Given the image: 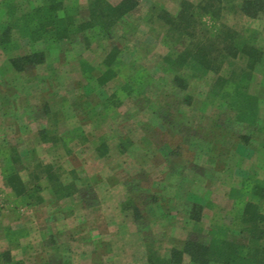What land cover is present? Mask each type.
I'll return each mask as SVG.
<instances>
[{
    "label": "rangeland",
    "instance_id": "obj_1",
    "mask_svg": "<svg viewBox=\"0 0 264 264\" xmlns=\"http://www.w3.org/2000/svg\"><path fill=\"white\" fill-rule=\"evenodd\" d=\"M138 1L111 39L88 32L60 45L33 46L21 39L18 52L0 49V253H11L15 261L145 264L149 247L169 258L189 238L208 243L215 225L229 228L230 240L240 238L239 205L230 192L252 176L264 178V132L238 122L227 99L210 95L216 75L194 78L165 63L184 44H176L158 15L163 10L177 15L182 0ZM242 1L226 2L220 19L200 21L210 32L232 27L264 49V17L244 16ZM89 2L78 0L85 17ZM7 3L22 13L42 0H0V25L8 20ZM114 47L121 65L103 87L95 79ZM36 49L46 51L45 64L22 73L12 67L11 57ZM82 60L95 68L94 79L83 74ZM245 64L240 59L224 66L228 89L239 82ZM176 75L189 80L187 91L174 84ZM244 87L261 99L264 125V72ZM45 128L61 136L76 130L77 138L67 142L71 152L64 142H42L39 132ZM125 138L131 145L123 154L118 147ZM102 140L109 147L106 157L97 152ZM8 147L19 149L18 167L28 185L36 182L37 164L53 163L68 176L75 171L79 192L56 200L43 181V204L24 205L3 178ZM195 204L203 207L198 225L190 218ZM135 208L142 219H136ZM0 264L12 263L0 256Z\"/></svg>",
    "mask_w": 264,
    "mask_h": 264
},
{
    "label": "trees",
    "instance_id": "obj_2",
    "mask_svg": "<svg viewBox=\"0 0 264 264\" xmlns=\"http://www.w3.org/2000/svg\"><path fill=\"white\" fill-rule=\"evenodd\" d=\"M230 1L232 0H202L196 5L189 0H182L177 15L161 11L158 18L167 26L170 37L176 44H184L182 50L174 49L168 53L164 61L172 69L190 72L194 78L216 75L210 95L227 99L238 122L264 132L261 99L248 93L244 87V82L250 80L256 72H264V49L254 39L242 35L232 27L222 26L217 31L210 32L200 21L205 16L220 19L225 3ZM4 6L7 8L8 20L0 25V49L11 54L21 49V39L28 40L33 46L40 43L47 46L60 45L88 32L111 39L112 31L138 8L139 1L120 0L114 5L108 0H90L86 17L78 6V0H42L38 6L22 13L15 4L7 3ZM240 12L250 19L263 18L264 0H243ZM119 52L118 47H114L105 57L102 73L95 79L100 86L104 87L116 78L117 68L122 61L119 59ZM240 59L245 61V69L239 82L233 80L232 88L228 89L230 81L221 76V73L227 63ZM46 61L47 53L41 49L10 58L12 67L20 73L43 65ZM80 65L88 79L95 78L93 66L86 60H82ZM174 84L184 91L190 87L189 80L181 75L175 76ZM125 90L130 92L132 87L125 86ZM115 98L116 94L106 103H112ZM74 132L61 136L54 129L45 128L39 132V138L42 142L53 145L64 142L66 152L70 153L67 142L77 138L78 133ZM129 145L131 141L125 138L118 148L124 154ZM97 152L101 157L108 155L109 147L105 140H102ZM2 158L3 178L24 205L38 206L44 202V179L56 200L72 197L79 192V178L75 172H72V182L66 184L63 181V168L53 163H39L35 168L36 182L28 185L18 167L22 161L19 149L5 148ZM230 197L239 205L236 220L240 238L237 241L230 240L229 228L215 225L209 231L208 243L198 238H189L181 248H173L169 258L149 247L145 264H264V178H248L240 188L231 190ZM124 209L128 210V207L124 206ZM202 213L201 205H193L190 218L196 225L201 222ZM135 217L137 220L142 219L138 208H135ZM0 256L7 263L25 264L23 261L13 260L9 252L0 253Z\"/></svg>",
    "mask_w": 264,
    "mask_h": 264
},
{
    "label": "crops",
    "instance_id": "obj_3",
    "mask_svg": "<svg viewBox=\"0 0 264 264\" xmlns=\"http://www.w3.org/2000/svg\"><path fill=\"white\" fill-rule=\"evenodd\" d=\"M56 165V164H55ZM56 166H58V167H63V166H61V165H56ZM72 172H75V171H71V173ZM63 173H64V175H63V181L67 184V183H71L72 182V180H73V177H71V175L70 176H68L67 174H65V171L63 170ZM45 183H46V180L44 179L43 180ZM42 181V182H43ZM72 197H69V198H66L67 200L68 199H71ZM65 199V200H66ZM64 200V199H63ZM43 204V203H42ZM39 206V205H38ZM109 221H107V223H108ZM30 248V247H29Z\"/></svg>",
    "mask_w": 264,
    "mask_h": 264
}]
</instances>
